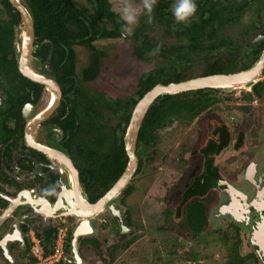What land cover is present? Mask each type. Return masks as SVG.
<instances>
[{"label": "flooded vegetation", "instance_id": "1", "mask_svg": "<svg viewBox=\"0 0 264 264\" xmlns=\"http://www.w3.org/2000/svg\"><path fill=\"white\" fill-rule=\"evenodd\" d=\"M71 1L75 3L80 19H95L100 32H108L110 36L101 38L100 34H94L91 30L92 39L85 42H51L49 39L40 41L37 37V20L33 15L34 1L18 0L30 15L34 25V42H31L27 57L30 72L26 77L20 70L15 41L17 29L20 31L24 29L22 15L13 7L10 0L8 2L12 9L6 6L5 0H0V20L10 23L16 21L13 24L14 40L10 44L11 47L0 49V217L11 202L17 199L24 203L32 202L34 205H19L0 225V257L3 259L5 257L1 243L6 237L11 236L8 249L13 263L5 259L9 264H31L34 261L31 256V238L40 235V238L48 243L49 234L54 235L57 228L63 225L69 229L68 248L71 253L72 234L78 219L64 215L63 212L68 209L61 211L54 209L53 216L41 215L39 212L41 208L45 209L46 202L55 206L61 201L67 208L76 205L81 200L77 194L78 190L82 193L83 199L95 204L119 180L128 163L124 139L131 114L137 103L148 93L146 91L142 98L139 97L148 86L149 74L154 72L145 70L149 64L147 52L142 51L140 57L132 35L128 37L122 35L123 22L113 11L111 0H107L110 7H104L100 13L101 19H96L94 15V10H99L97 0ZM82 1L84 4L81 5ZM258 1L241 0L238 3L237 0H220L223 5L238 7L240 14L244 9L246 12V9L256 7L258 22L257 25L253 22L250 25H255L257 29L264 28L263 18L259 16L262 11H257ZM170 10L172 12V6ZM53 11L60 13L63 22L67 23L69 17L66 7H54ZM108 12L112 16H109L110 14L107 16ZM143 16V14L140 16V20ZM116 30H119L121 36L113 35ZM261 35L264 33L257 34L250 44L245 45L241 51L239 65L234 64L235 69L242 68L245 64L251 65L256 51L263 42L258 45L252 57L247 51L253 40ZM119 42H129L133 51L126 54V51L118 46ZM24 46V42H20L22 54L25 51ZM216 54L210 53L207 59L201 60L200 64L194 67L201 69L207 60L218 59ZM126 55L129 60H126ZM224 55L225 52L220 51L219 57ZM133 62L137 64L140 62L141 68L137 67L139 69L133 71L131 69ZM167 62L162 66L167 65ZM196 77L199 76L193 78ZM260 81L264 80H258L257 83ZM253 86L249 88L250 91L243 87L237 89L243 88L240 93L246 96L253 92ZM230 93L223 89L200 90L173 96L174 100L185 102L186 99L191 100L186 104L171 102L167 97L169 95L161 96L154 102L158 104V109L163 107L155 120H149L156 123L151 132L156 138L155 142L147 144L146 140H140L139 132L136 144L138 169L119 201L118 208L123 210L126 229H122L119 218L114 217L109 211L104 212L98 224L101 228L100 234L93 239L99 246L95 248L94 244H90L91 249H95L94 252L100 250L101 243L111 248L110 255L121 249L128 252L133 246V243L127 245L131 242L129 237L137 233L136 222L145 221L146 214L155 210L153 203H159L163 215L165 211H169L168 216L172 214L174 217V211L183 201L188 187L184 176L194 175L190 183L194 185L195 180L204 175L205 180L200 182L201 187L203 188L206 180L212 187L202 198L194 194L195 198H199V201L205 204L207 218L219 219L218 226L225 225L227 229L231 228L240 242L239 250L250 249L247 254L241 256L247 258L246 264H264V260L261 259L264 253L260 254V248L251 243L252 237L260 231L264 222V185L262 184L260 188L252 182L238 184L242 187L240 194L244 199L248 197L246 202L249 203L247 206L245 201L242 203L243 207L238 211L239 217L235 215L237 212L234 213V208L230 209L232 202L229 201L228 188L223 186L226 181L233 183L235 178L240 183L252 164L264 161V141L260 136L264 128V100L254 98L249 101L242 97L240 103L234 105L236 107L228 108L227 104L235 100ZM256 100L259 104L254 103ZM210 102L212 104L208 106L207 103ZM239 105L244 109L243 113L237 108ZM207 112L211 118L204 120L203 114ZM146 117L142 126L146 122ZM200 120L204 125L201 130L197 125ZM198 134L206 137L208 152L196 156L194 151L201 143V139L197 142ZM192 136L193 140L189 142ZM175 141L178 142L173 149L175 151L172 152L175 154L181 147L180 152L176 158L171 160L169 156L166 159L165 149ZM165 143H168L166 147ZM194 157L197 160H194ZM228 157H239L232 164L235 178L229 179L226 176ZM160 167H163L164 174L157 180L168 179L165 178L168 175L165 174L167 171L168 173L172 171L171 173L180 179H175L172 184L162 180V188H168L165 193L161 190L154 195L155 187L146 190L140 188L143 203L148 204L149 198L152 203L150 207L145 205L139 209L135 203H130L131 196L139 190L135 188V180L146 172H149L147 178H151ZM183 186L185 187L182 189ZM193 191L197 192L195 188ZM189 204L192 206L195 202H189L187 206ZM222 207H228L226 213L228 216H219ZM241 212H244L245 216L241 217ZM229 217L240 221L236 223ZM172 222L174 223L173 218ZM207 224L200 236L205 229L211 227L210 222ZM107 228L114 231H108ZM247 238L250 242L249 247L245 246L248 243L245 240ZM192 239L195 240L197 237L194 235ZM88 240L90 241L91 237L80 239L83 244L88 243L86 242ZM238 241L233 242L230 255ZM71 258L72 254L71 256L69 254L67 257L69 262Z\"/></svg>", "mask_w": 264, "mask_h": 264}, {"label": "trees", "instance_id": "2", "mask_svg": "<svg viewBox=\"0 0 264 264\" xmlns=\"http://www.w3.org/2000/svg\"><path fill=\"white\" fill-rule=\"evenodd\" d=\"M5 1L7 2H5L6 6L9 9H12L8 0ZM33 1V15L37 20V37L40 41L49 39L51 42H85L88 39H92V36L90 35L91 30L94 34H100L101 38H107L110 36L108 32H100V27L96 26L95 19H80V13L78 14L75 3L71 0ZM173 3V0H159L154 8L153 22L151 24L147 23V16L144 15L142 20H140L141 22L138 27L132 34V38L137 43V54L140 57L142 56V51L144 53L145 50L148 55L157 45H160L157 43L159 41L156 40L157 36L155 33H157V31L163 30V33L168 36L173 33L172 35L178 38L173 46H168V48L163 46V44L160 46L158 54L167 58V65L161 66L159 69H155L153 73L149 74L148 86L142 94L139 95L140 98L143 97L146 91L149 92L157 84L167 85L170 83H179L197 75L200 77L213 74H229L245 70L252 64L254 65L261 52L264 51L263 42L256 51L257 54L253 62H251V65L247 66L245 64L242 68L235 69L234 64L239 65L240 63L242 49L252 41L251 38H248L250 32H255V34L264 33V29L260 32L259 28L257 29L255 25H250V30L245 31V38L241 37L240 41H236L233 37L226 36L225 33L227 30L226 27L231 26L239 16L240 9H238V7L234 5L231 7L229 5H223L220 0H199L196 2L198 5L196 16L192 19L191 23L186 25L175 21L170 10ZM256 3L259 4V6H257V11H262L264 9V0H259ZM97 5L99 10H94V15L96 19H101L100 13L103 8H109L110 6L107 0H97ZM63 6L66 7V13L69 17L66 24L61 18V14L53 11L54 7L63 8ZM109 14L110 13L108 12L107 16ZM109 16L112 15L110 14ZM14 22L16 21L13 20L10 23L0 20V49L11 47L10 44L14 40ZM151 33L154 34L151 36ZM113 35L118 37L121 36V33L119 30H116V33ZM220 51L225 52V55L219 57ZM167 52H169V54H166ZM214 52L217 53L216 55L218 59L207 60L201 69H195L194 66L200 64L199 62L201 60L207 59L208 55ZM152 58L153 56L149 55L147 59L148 61H151ZM167 97L171 102L175 101V104L179 102L184 104L191 102V100L187 99L186 102L179 101L178 99L174 100L173 96ZM254 98L262 101L264 100V81L256 83L253 86V92L245 96V99L249 101ZM161 108L163 109L162 106ZM161 108L158 109V104H153L147 114L146 122L141 128L140 140H146L147 144H149V142H155L156 139L151 133L156 127V123H152L149 120H155ZM206 146L207 145L200 150L202 153L208 151ZM204 177V175L199 176V178L195 180L194 185L193 183L189 184L190 187L188 185V190L186 189V192L184 193L183 201L174 211V222L178 224L185 221V223L189 225L188 230H190L195 236L199 235L208 223L206 206L203 202L199 201V198L204 197L212 185L206 180V183L202 188L203 190L199 192V188L201 187L200 182L205 180ZM194 188L198 193L193 191ZM194 193H196L199 198H195L196 196ZM189 202H195V204H192V206L189 204V206H187ZM188 217L194 221V224H189L186 220ZM38 236L41 237L40 235ZM47 240L49 242L53 240V233L49 234ZM94 243V247L98 248L99 244L96 242ZM130 243L131 242H128L127 245ZM239 243L240 242L238 241L234 245V252L230 255L229 261L225 264H246L247 258L241 257L239 254ZM69 254L70 253H68V255ZM112 260H114V256H112ZM104 263L106 264V262ZM31 264H35V261H32ZM66 264L69 263L66 262Z\"/></svg>", "mask_w": 264, "mask_h": 264}, {"label": "rangeland", "instance_id": "3", "mask_svg": "<svg viewBox=\"0 0 264 264\" xmlns=\"http://www.w3.org/2000/svg\"><path fill=\"white\" fill-rule=\"evenodd\" d=\"M134 2L139 4L140 0H134ZM237 2L240 3L241 0H237ZM111 3H112L113 11L118 14V7L120 4V0H111ZM82 4H84V1L81 2V5ZM246 12L244 9V11H242V14L238 16V19L233 24H231V26L226 27L227 29L225 33L226 36L233 37V39H235L236 41H240L241 37L245 38V31L250 30L249 29L250 23L253 22L254 24L257 25L256 22H258V20L256 19V15H257L256 7H253L251 10L246 9ZM260 15L263 18V23H264V9L262 10V12H260ZM262 29L264 28H259V31L261 32ZM153 34L154 33H151V36ZM155 34L157 36L156 40L159 41L157 43H159L160 46H162L163 44V46H165L166 48H168V46H173V44H175L178 40V38L174 35H171V36L165 35L163 33V30H159ZM257 34H262V33H257ZM257 34H255V32H252V33L250 32L248 38L253 39L255 35ZM128 43L129 42H119L118 43V46L120 47V49L125 50L126 54H129L133 51L132 45ZM166 54H169V52H167ZM152 56H153L152 60L149 61V64L145 68V70H147L148 72L154 71L155 69L157 70L159 66H162V64H165L167 61V58H165L163 55L157 54V55H152ZM148 57H149V54H148ZM126 60H129L128 55H126ZM137 67L141 68L140 62L139 64H137V62H133L131 65V69L133 71H137V69H139ZM195 68L198 69L199 67H195ZM142 69H143V65H142ZM260 80H262L261 77H260ZM242 89L241 88L232 89L230 91L231 93L229 95H232L235 98V100L232 103L230 102L227 104L228 108L236 107L234 105L236 103H240V99H242V97H245L243 96L244 94L240 93ZM244 89L247 91L248 90L250 91L249 88H244ZM232 92H237V93L235 94ZM230 99L232 98L230 97ZM211 104H212L211 102L207 103L208 106H210ZM237 108H239L241 112L243 113L244 109L241 108V105H239ZM203 115H204L203 116L204 120H206L207 118H211V115L208 114V112ZM244 115H246V113ZM250 124H253V123H250ZM197 125L198 127H200V130L202 127H204L201 120L197 123ZM211 130L213 129L211 128ZM203 134H205V132ZM202 135H199V137L197 138V142L199 141V139H201L200 140L201 144L199 143L200 144L199 147H197L194 151V154L196 156L200 155L201 153L200 148L203 146L204 144L203 142L206 139L205 136L201 137ZM206 136L207 137L209 136L208 132L206 133ZM192 140H193V136L191 137L189 142L190 141L192 142ZM177 142L176 141L173 142V144H171L169 148L165 149L167 153L166 159H168L170 156L172 160L174 159V157L176 158L178 156L177 154L178 152H180L181 147L176 151L175 154L173 153L175 151V150L173 151V149ZM167 144L168 143L164 144L165 147L167 146ZM238 159L239 157H236V158L228 157L227 159L228 167L226 166L227 167L226 176L229 179L230 177L235 178L232 164H234V162H236V160ZM194 160H197V159L194 157ZM160 168L156 170L157 172L155 173L154 176L151 175L152 176L151 178H147L149 175V172H146L144 175H142V177L141 175L137 177V179L135 180L136 181L135 188L136 189L138 188L139 190L137 193L131 196L130 203L132 202L135 203L138 207H140L139 209H141V207L145 205L150 207L149 205H151L152 203L151 198H149L150 200H147L148 204L143 203L140 188L141 190H146L151 187L152 188L155 187L153 190L154 195L155 193H158L161 190L163 193H165L168 190V188H162V185H163L162 180H164V178L162 180L161 179L157 180V178H160V176L164 174L163 167H160ZM181 171H183V169ZM171 172L172 171H170L169 173L168 171L165 172V174H168L165 176V178H168V179L164 180V181L167 180V182H169L170 184H172L175 181V179L177 180L180 179L178 176H176L175 174H172ZM193 178H194V175H191L190 177H188V175L186 177L184 176L185 184H190ZM230 183L234 185H238L236 178H235V181H233V183L232 181H230ZM184 187L185 186H183L182 189ZM200 191H202V187L199 188V192ZM171 200L172 199L170 198V201ZM158 204H159L158 202L153 203V205L155 206V210L152 213L149 212L150 214H146L147 213L146 211L145 214L147 215V218L144 219L145 221L140 220L136 222L135 226H137V229H136L137 233H135L134 236L129 237L131 240V243H133V246L128 252H126L125 249L124 250L121 249V250L114 251L112 255H110L111 248H109L107 245H104V243L100 244L99 251L94 252L95 249L94 250L91 249L90 244L91 243L93 244L95 242L93 241V239L96 235L91 237L92 242H90L91 240L90 241L88 240L86 241L88 243L83 244L84 242L80 241V243H82L80 247V254L83 260L85 261V263L86 264H105L104 262H106V264H225L228 262V259L230 258V253H231L233 242L238 241L235 232L232 231L231 228L227 229L225 225L223 227H221V225L218 226L217 219L213 220L211 218L210 219L208 218V222L211 223V227H208V229H205V232L202 233L201 236L196 235L197 239L193 240L192 237L194 235H192V232L188 230L189 225L186 224L185 221H182L178 224H176L175 222L173 223L172 218L174 219V217L172 216V214L171 216H168L167 213H169V211H165L163 215ZM133 210H135L134 207H133ZM139 217H140V214H139ZM186 220L189 222V224L191 223L194 224V221L191 218L188 217ZM98 222L97 221L94 222L93 225L96 229H98L97 234H100L101 228L98 227V224H99ZM107 229L108 231H111V232L114 231V229L112 228H107ZM245 240H247L248 242L245 246L249 247L250 242L248 238ZM122 243H124V241ZM249 251L250 249H247V248L245 250H242V249L239 250L241 256H244ZM112 256H114V260H111ZM0 264H9V263H7L5 259L0 257Z\"/></svg>", "mask_w": 264, "mask_h": 264}, {"label": "water", "instance_id": "4", "mask_svg": "<svg viewBox=\"0 0 264 264\" xmlns=\"http://www.w3.org/2000/svg\"><path fill=\"white\" fill-rule=\"evenodd\" d=\"M10 2L13 5V7L20 12L24 23L23 31L17 29V32L15 34V38H16L15 41L17 44V51L19 55L20 70L26 77H28L30 69H29L27 57L29 55L28 53L31 47V42H34V25L30 15L26 11V9L18 2V0H10ZM23 34H25L26 36V44L24 46L25 51L22 54L20 42H23V38H22ZM262 42H264V35L258 36L253 40V42L250 45V48L247 51L250 57H252L253 52ZM263 71H264V52L261 54L260 58L255 63V65L247 70H243L235 73H229V74H213V75L201 76L186 81H182L179 83H170L168 85L158 84L155 87H153L137 103L134 111L131 114L130 122L124 139L125 150L128 157L127 166L122 176L114 184V186L106 193V195L95 204H92L88 201V199H83L82 193L80 192V190H78L77 194L80 195L81 200L77 202L76 205H71V207L69 208H67V206L61 201L59 205L57 203L55 206H52L48 202H46L45 209H42L41 207L38 206L39 208H41L39 212V214L41 215L53 216L54 209H56L55 211L68 209L66 212H63L64 215L67 216L71 215L74 216L76 219H78L71 240V249H72L71 254L73 255V261L71 262V264H86L80 254L79 241L81 238H87L97 235L98 229L94 227L93 223L96 221L100 222V219H102L104 212L109 211L112 213L114 217L119 218L122 225V229L123 230L126 229L123 210L122 208L120 209L118 208L119 201L121 199V195L123 194L126 187L131 183L138 169L139 159L136 153V144L138 141V136L143 121L149 109L154 104V102L161 96H167V95L174 96L182 93L195 92L200 90L223 89L227 92H230L232 89H237L238 87H245V88L247 87L251 89L252 88L251 86L255 85L259 80V78L263 75ZM260 136L261 139L264 141V128L260 132ZM263 176H264V161L260 160V162L258 163L256 162L252 164V167L250 166L248 168V171L245 173L244 178L242 179L243 181H241L238 184L243 185L244 182L245 183L252 182L254 184H257L259 187L260 186L262 187V184L264 185V182H262ZM223 186L228 188L227 193H229V198H230L229 201L232 202L230 209L234 208L233 209L234 213L237 212L235 213V215L239 217L238 211L240 210V208L243 207L242 203L245 201L244 203L246 206L249 204L248 202H246L248 197L244 199V197L240 194L241 192L240 188H242L240 187V185H234L226 181L223 183ZM73 193L74 192H71V194ZM24 204L28 206L33 205L32 202L24 203L19 199L12 201L10 206L0 217V225L2 224V222H4L5 219H7L10 215H12V213L19 205H24ZM227 208L228 207H224V208L222 207V209H220L219 216L226 217ZM244 214H245L244 212H241V217L245 216ZM229 218L234 220L236 223H239L240 221L239 219H233L231 217ZM10 238L11 236L6 237L2 241L1 246L3 247L4 250L5 259L13 263L12 256L8 249ZM251 243H253L255 247L260 248L261 250L259 251L260 254L262 252L264 253V222L262 223V227L260 228V231L257 234H255V236L252 237ZM261 259L264 260V257Z\"/></svg>", "mask_w": 264, "mask_h": 264}, {"label": "clouds", "instance_id": "5", "mask_svg": "<svg viewBox=\"0 0 264 264\" xmlns=\"http://www.w3.org/2000/svg\"><path fill=\"white\" fill-rule=\"evenodd\" d=\"M156 4L157 0H140L139 4L135 3L134 0H120L118 15L120 17V21L123 22L121 27L122 35L128 37L133 34V29L139 25L140 16L142 14L147 16V23L151 24L154 19L153 12ZM197 11L198 5L196 0H175L172 5V14L175 21L178 23H191L192 19L196 16ZM159 51L160 45H157L156 48L149 53V55H156ZM10 126L12 125L10 124ZM68 242L70 243V239ZM68 253H70L69 248ZM71 259L72 262L73 255ZM71 262L68 263L71 264Z\"/></svg>", "mask_w": 264, "mask_h": 264}, {"label": "built area", "instance_id": "6", "mask_svg": "<svg viewBox=\"0 0 264 264\" xmlns=\"http://www.w3.org/2000/svg\"><path fill=\"white\" fill-rule=\"evenodd\" d=\"M261 78L264 79V73ZM254 103L259 104V101L256 100ZM68 231L66 225L59 226L51 243H46L42 238L33 236L31 238V256L35 264H66L69 262L67 259Z\"/></svg>", "mask_w": 264, "mask_h": 264}, {"label": "crops", "instance_id": "7", "mask_svg": "<svg viewBox=\"0 0 264 264\" xmlns=\"http://www.w3.org/2000/svg\"><path fill=\"white\" fill-rule=\"evenodd\" d=\"M203 143H204V144H203ZM203 143H202L203 146L200 148V150H202V148L205 147V145H206V141H204ZM200 144H201V143H200ZM200 144H198L197 147H199ZM200 152H201V151H200ZM206 152H208V151H206ZM206 152H205V153H206ZM201 153H202V152H201ZM201 153H200V155H201ZM188 185H189V184H187L186 187H187ZM187 188H188V187H187ZM172 195H173V197H174V194H173V193H172Z\"/></svg>", "mask_w": 264, "mask_h": 264}, {"label": "bare ground", "instance_id": "8", "mask_svg": "<svg viewBox=\"0 0 264 264\" xmlns=\"http://www.w3.org/2000/svg\"><path fill=\"white\" fill-rule=\"evenodd\" d=\"M22 38H23V42H24V45H25L26 44V36H25V34H23ZM243 88H245V87H243Z\"/></svg>", "mask_w": 264, "mask_h": 264}]
</instances>
